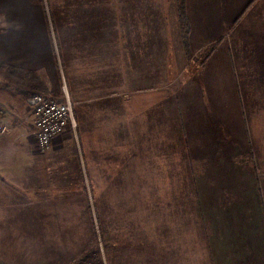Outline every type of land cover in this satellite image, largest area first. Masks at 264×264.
Returning <instances> with one entry per match:
<instances>
[{"label": "crops", "instance_id": "1", "mask_svg": "<svg viewBox=\"0 0 264 264\" xmlns=\"http://www.w3.org/2000/svg\"><path fill=\"white\" fill-rule=\"evenodd\" d=\"M49 1L0 0V63L68 93L76 128L40 151L26 98L0 84V227H10L0 237L33 241L52 214L88 242L94 197L107 204L134 188L114 218L119 228L149 220L167 264H264V0H185L190 58L177 0L121 5L117 25L93 4L108 0L64 18Z\"/></svg>", "mask_w": 264, "mask_h": 264}, {"label": "rangeland", "instance_id": "2", "mask_svg": "<svg viewBox=\"0 0 264 264\" xmlns=\"http://www.w3.org/2000/svg\"><path fill=\"white\" fill-rule=\"evenodd\" d=\"M93 1H103V0H90ZM108 0V3L100 4L93 2V4H99V6H108L111 10V16L114 17L113 25L118 24V18H120V6L133 4V0ZM123 2V3H121ZM127 2L126 4H124ZM45 4V2H44ZM47 5L53 6L54 10L62 16V18L70 15L73 10L76 12L92 11L95 7H89L85 9L84 0H50ZM147 5V3H145ZM150 6H142L143 10ZM47 7V6H46ZM178 8V7H177ZM129 10H127L128 12ZM151 19V18H148ZM63 20V24L67 26L66 20ZM117 27V26H112ZM111 27V28H112ZM114 28H112L113 30ZM118 30V27H117ZM111 41L113 43H118L119 35L116 33ZM117 45L112 47L116 48ZM183 46V44H182ZM184 48V47H183ZM185 52V50H184ZM186 54V52H185ZM187 56V55H186ZM177 69V68H176ZM259 135V140H257V145L255 147L256 158L259 157V162L256 163L261 171L264 170V158H263V146L261 131L256 132ZM135 189L131 188L128 190V196H112L110 203L102 198V195H96L94 197L96 204L95 214L99 216V222L94 224V235H88V242L84 243L85 237L84 232L77 229L63 228L60 227L61 224L56 223V227L52 226L53 217L49 214L46 217V224L41 227H33L32 230L37 237H29L33 241L30 242H19L16 241V237H9L8 235H3L0 237V264H76L77 261L82 257L84 252L95 247L97 239L98 242L105 240V233L107 229V243L106 248H100V254L104 259L105 264H167L166 259V242L163 239L159 241L154 238L155 228L147 226L146 222L149 220H143L142 226L136 227L134 222L130 226L125 228H119L118 221L115 220L112 207H119L120 202L126 201L127 197L134 198L137 197L132 195ZM136 193V192H135ZM126 194V193H124ZM161 195V194H159ZM165 195V194H163ZM143 197V213L149 215V210L147 208L151 205L150 194H144ZM155 201L157 199L156 195H153ZM165 198V196H164ZM159 201H162V196H159ZM156 203V202H155ZM106 204V205H105ZM112 206V207H111ZM102 208L104 210H102ZM118 212V209H117ZM20 213V212H19ZM16 213V214H19ZM38 215V214H37ZM34 214L30 213V217ZM133 217V215H132ZM38 218V217H37ZM108 223L110 227L103 228V219ZM39 219V218H38ZM129 219V221L133 220ZM52 221V222H50ZM111 221V223H110ZM164 221H160L161 224ZM110 223V224H109ZM90 225V224H89ZM134 225V226H132ZM158 226L156 228H160ZM161 229V228H160ZM10 227H0V234L9 231ZM91 230V228H90ZM57 231L58 242L52 241V235ZM99 231V232H98ZM101 235V238H100ZM86 236V235H85ZM72 238V239H71ZM97 238V239H96ZM161 238V237H159ZM72 240L78 243H62V240ZM36 240V241H35ZM84 243V244H83ZM74 246H71V245ZM124 246V247H123ZM123 247V248H122ZM127 250H124V248ZM137 249V250H136ZM69 250L76 252L75 254L70 253ZM131 252V253H130ZM120 257L122 259H120Z\"/></svg>", "mask_w": 264, "mask_h": 264}, {"label": "trees", "instance_id": "3", "mask_svg": "<svg viewBox=\"0 0 264 264\" xmlns=\"http://www.w3.org/2000/svg\"><path fill=\"white\" fill-rule=\"evenodd\" d=\"M177 7L182 44L187 57L190 58L192 52L189 40L190 22L186 10V1L177 0ZM0 78L2 79L0 84L4 89L14 91L24 98L40 93H49L45 82L38 74L21 68L0 63ZM96 218L98 220L97 222H99L98 216ZM101 246L102 248L105 246L102 238L100 243L97 239L95 247L84 252L76 264H105L104 259L100 254Z\"/></svg>", "mask_w": 264, "mask_h": 264}, {"label": "built area", "instance_id": "4", "mask_svg": "<svg viewBox=\"0 0 264 264\" xmlns=\"http://www.w3.org/2000/svg\"><path fill=\"white\" fill-rule=\"evenodd\" d=\"M26 103L34 117L35 139L40 151H49L57 136L69 127L76 128L73 103L68 93L63 97L40 93L26 98Z\"/></svg>", "mask_w": 264, "mask_h": 264}]
</instances>
